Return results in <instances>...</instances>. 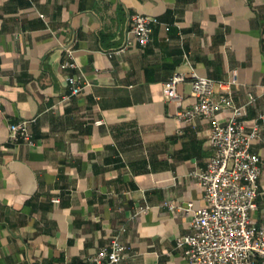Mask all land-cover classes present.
Segmentation results:
<instances>
[{"label": "crops", "instance_id": "0c3cea01", "mask_svg": "<svg viewBox=\"0 0 264 264\" xmlns=\"http://www.w3.org/2000/svg\"><path fill=\"white\" fill-rule=\"evenodd\" d=\"M135 12L159 18L150 42L110 55ZM67 48L76 68L61 66ZM80 71L85 87L61 101ZM0 72V264H75L117 233V264H195L175 247L205 205L192 173L213 154L208 119L177 115L196 101L193 72L235 79L240 120L262 126L251 222L264 227V0H0ZM175 72L180 103L163 92ZM23 119L33 145L9 141Z\"/></svg>", "mask_w": 264, "mask_h": 264}, {"label": "built area", "instance_id": "2783aa9c", "mask_svg": "<svg viewBox=\"0 0 264 264\" xmlns=\"http://www.w3.org/2000/svg\"><path fill=\"white\" fill-rule=\"evenodd\" d=\"M157 23L160 20L156 16L139 12L131 14L122 44L109 54L123 52L133 43L145 47L151 40L152 25ZM64 57L62 68L77 67L71 48L65 50ZM189 78L196 101L192 106L177 111V115L186 121H194L198 117L208 119L213 154L203 170L192 173L204 189L205 205L194 209L192 232L179 236L175 247L195 264H253L256 261L264 264V227H257L251 222V213L257 208L256 199L260 194L261 173V157L252 150V141L263 139L262 126L256 123L247 131L240 120L245 107L233 101L232 85L236 83L235 79H216L195 72ZM186 79L182 72L173 73L164 82L165 96L180 103L177 86ZM67 81L69 92L62 96L61 101L80 93L86 85L81 71L78 75L69 74ZM252 100L254 96L251 95ZM224 107L231 108L232 112L221 121L218 114ZM258 117L263 119L264 113ZM33 121L23 119L10 122L9 141L33 145L35 142L30 129ZM102 122V119L96 120V123ZM165 204L173 211L187 212L192 209L190 202L187 206L173 201ZM141 210L145 209L140 208L136 213ZM127 250V244L117 233L107 245L75 264H117Z\"/></svg>", "mask_w": 264, "mask_h": 264}]
</instances>
